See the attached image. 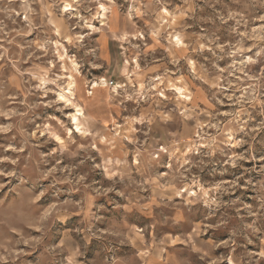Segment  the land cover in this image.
<instances>
[{
  "label": "clouds",
  "instance_id": "clouds-1",
  "mask_svg": "<svg viewBox=\"0 0 264 264\" xmlns=\"http://www.w3.org/2000/svg\"><path fill=\"white\" fill-rule=\"evenodd\" d=\"M228 7L230 15L239 17L238 23L247 24L254 17L264 16V0H229ZM37 37L45 43L37 42L32 55H47L50 48L46 43L50 38L40 36L39 32ZM28 47L33 45L29 43ZM256 56L264 64L261 52ZM101 61L102 56L90 48L81 64L90 62L91 67H97ZM23 75L17 82L15 77L0 71V115L13 117L0 127L11 130L23 149V154L16 157L19 163L15 168L0 170V264H260L257 256L264 255V163L260 162L264 160V151L256 156L250 149L228 155L224 163L234 166L235 171L224 168L220 179L207 187L201 185L199 175L191 184L181 177L192 168L203 172L205 157L207 163H213L214 153L225 155L221 145L230 150L233 144L240 143L233 139L237 132L250 135L245 132L246 121L240 117L246 111L245 104L264 116L261 75L253 73L246 77L250 82L243 88V101L228 113L227 120L221 123L216 120L219 114L213 115L216 122L209 123V127L217 129L213 135L193 139L191 143L188 137L192 130L187 121L193 116L199 118L195 106L181 120L176 109L161 110L149 105L139 118L127 119L126 127L114 132L102 127L111 113L100 90L93 91L84 81L74 91L57 83L60 90L53 98L49 96L52 89L35 91L40 86L32 82L31 73L27 80ZM60 79L55 77L48 83ZM13 87L19 91L9 97ZM121 96L133 98L126 92ZM109 99L117 105L123 103V99ZM68 104L77 111L66 113ZM133 124L145 126L139 130V139ZM129 135L131 145L126 143ZM102 142L104 146L97 148L99 156H94L93 148ZM202 143L208 150L200 151L199 159L189 155L195 154ZM97 169L108 179L96 180L90 175ZM211 171L215 173L216 169ZM7 176L12 179H4ZM173 180L181 186L172 197H182L184 186L191 194L195 185L201 192L189 204L206 203L208 211L185 209L181 200L179 206H173L175 216L166 222L168 227L159 229L155 238L149 237L148 228H143L145 241L130 244L135 237L126 221H146L128 213L149 215L148 204L169 199L162 189ZM145 189L151 193L149 197L141 195ZM208 192L213 195L209 197ZM108 193L122 198L119 202L109 198L114 208L123 209L122 212L108 215L105 203L99 199ZM54 207L55 211H49ZM193 211L203 212L209 222L195 229L182 224V220L189 218L186 213ZM209 227L222 233L227 251L216 253L218 245L212 238L197 239ZM177 235L183 244L172 245L170 241Z\"/></svg>",
  "mask_w": 264,
  "mask_h": 264
},
{
  "label": "rangeland",
  "instance_id": "rangeland-1",
  "mask_svg": "<svg viewBox=\"0 0 264 264\" xmlns=\"http://www.w3.org/2000/svg\"><path fill=\"white\" fill-rule=\"evenodd\" d=\"M228 3L229 0H0V71L7 77H15L17 82L21 79V73L25 80L30 78L31 73L32 82L40 86L34 90L42 92L43 88H50L52 92L49 96L53 98L60 90L57 83L68 91H74L84 81L86 87L103 93L108 101V112L114 114L113 109L119 110L117 115L102 125L104 129L114 132L122 131L127 119L139 118L149 105L161 110L176 109V115L181 120L187 115V110L195 106L200 113L199 118L193 116L187 121L192 130L188 137L191 143L193 139L200 140L217 131L215 127H209L210 122H216L213 121L214 114L218 113L216 120L223 123L228 119V113L240 106L244 98L243 88L250 82L246 79L248 75L256 73L264 80V64L261 57L256 56L257 52H261L264 57V16L254 17L247 24L238 23L239 17L230 15ZM118 17L120 33L115 34L112 32ZM38 32L40 36L50 38L46 43V47L50 48L47 55L41 52L32 55L37 42L45 43L38 40ZM106 42L110 52L112 49L118 51V46L121 47V64L114 73L110 59H102L97 67H91L90 62L81 64L84 53L90 48H95L97 55L103 53L105 57ZM29 43L33 48L28 47ZM109 67L111 71L106 72ZM48 68L52 71L47 72ZM113 74L117 76L113 79L125 84L119 96H113L110 89L103 86L104 78L108 79ZM37 75L39 79H35ZM55 77L61 79L48 83ZM17 91L19 89L13 87L9 97ZM125 92L133 98L124 99L121 94ZM213 95L215 100L212 99ZM109 97L123 99V103L117 106ZM234 101L237 103L234 104ZM8 106L15 107L14 104ZM244 108L246 111L240 119L246 121L245 132L250 135L237 132L233 139L240 143L233 144L230 150L221 145L225 155L214 153L211 158L213 163H207L208 158L205 157L204 171L189 169L181 177L182 180L191 184L192 179L199 175L201 185L207 187L220 179L219 173L224 168L235 171L234 166L224 163L228 155L250 149L252 155L256 156L264 151V127H261L264 116L247 104ZM75 111L77 109L72 108L71 104L65 106L66 113ZM12 119L10 115H0V124H8ZM132 127L137 129L135 135L139 139L142 136L139 130L145 126L133 124ZM126 143L132 144L131 135ZM103 146L102 142L94 147L93 155L99 156L97 148ZM207 150L202 143L195 154L189 155L199 159L200 151ZM22 154L23 149L17 145L12 131H4L0 127V170L15 168L19 163L16 157ZM260 162L264 163V160ZM211 169H216V172L213 173ZM90 175L96 180L108 179L99 169ZM4 179L10 180L12 177ZM180 186L176 180L166 185L162 191L169 199L148 204L151 208L149 215L128 213L146 221H126L131 235L135 237V240L130 239V244L136 240L141 243L145 241L143 228H148L149 237L155 238L159 229L168 227L166 222L175 216L173 206H179L181 200L185 209L190 207L208 211L206 203L189 204L201 192L195 185L191 188V194L184 186L182 197H172ZM240 190L244 191L243 188ZM207 194L209 197L213 195L212 192ZM141 195L149 197L151 193L145 189ZM109 198L117 202L122 200L115 193L99 198L100 202L105 203L108 215L122 212L123 209L114 208ZM49 211H55V207ZM186 216L189 218L181 223L190 225L191 229L209 222L201 211L186 213ZM209 238L218 245L214 249L216 253L227 251V241L218 229L209 227L197 236V239ZM170 242L172 245L183 244L179 235ZM257 259L264 264V255L257 256Z\"/></svg>",
  "mask_w": 264,
  "mask_h": 264
},
{
  "label": "crops",
  "instance_id": "crops-1",
  "mask_svg": "<svg viewBox=\"0 0 264 264\" xmlns=\"http://www.w3.org/2000/svg\"><path fill=\"white\" fill-rule=\"evenodd\" d=\"M119 27H120V20H119V17H118V19H117V23H116V28L114 29V31L112 32V33H120V31H119ZM104 37H106V35L104 36ZM98 46H99V41H98ZM120 49H121V47L120 46H118V51H115V50H113L112 49V51L110 52L109 51V49H108V47H107V42H106V48H105V57H104V54L102 53V54H100V56H102V59L103 60H111V63H112V65H113V67H114V69H113V73L116 71V67L118 68V66H120V64H121V54H122V52L120 51ZM99 53H100V50H99ZM125 62V61H124ZM119 76V75H118ZM117 76H114V74L113 75H111V77H109L108 79H106V78H104L106 81L107 80H109V79H113V78H116ZM101 79V78H100ZM99 82V81H98ZM106 88V87H105ZM101 89V88H100ZM102 89H104V88H102ZM117 106H119V105H117ZM105 107L107 108V104L105 105ZM113 112H114V114L112 113V112H110L111 113V118H113V116L116 114L117 115V113L119 112V110L118 109H113ZM106 122H108L109 121V119H107V120H105Z\"/></svg>",
  "mask_w": 264,
  "mask_h": 264
},
{
  "label": "built area",
  "instance_id": "built-area-1",
  "mask_svg": "<svg viewBox=\"0 0 264 264\" xmlns=\"http://www.w3.org/2000/svg\"><path fill=\"white\" fill-rule=\"evenodd\" d=\"M104 87H107L110 89V91L112 92L113 96H119V91H121L124 87L125 84H119L117 80L115 79H109V80H104Z\"/></svg>",
  "mask_w": 264,
  "mask_h": 264
}]
</instances>
